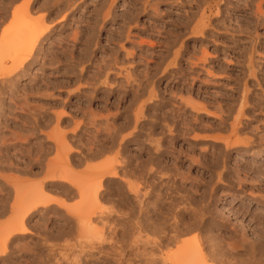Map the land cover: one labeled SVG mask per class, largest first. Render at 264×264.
<instances>
[{
    "label": "rangeland",
    "instance_id": "1",
    "mask_svg": "<svg viewBox=\"0 0 264 264\" xmlns=\"http://www.w3.org/2000/svg\"><path fill=\"white\" fill-rule=\"evenodd\" d=\"M0 57V264H264V0H0Z\"/></svg>",
    "mask_w": 264,
    "mask_h": 264
},
{
    "label": "bare ground",
    "instance_id": "2",
    "mask_svg": "<svg viewBox=\"0 0 264 264\" xmlns=\"http://www.w3.org/2000/svg\"><path fill=\"white\" fill-rule=\"evenodd\" d=\"M26 6H28V4H27ZM21 7H25V6H21V5L16 6V7L14 8L13 12L15 13V12L18 11ZM4 31H6V30H4ZM43 33H44V31H43ZM43 33H42V34H43ZM42 34H41V35H42ZM30 54H31V53H28V54L22 59L20 66H23L24 63L27 62V60L29 59ZM0 59H1V57H0ZM7 66H8V65H4L3 67L0 68V75H1V76H2V74H4V72L7 70V69H5V68H7ZM4 67H5V68H4ZM4 75H5V74H4ZM1 76H0V77H1ZM100 153H101V152H100ZM100 153H99V154H100ZM94 155H95V153H94ZM96 155H97V154H96ZM98 156H99V155H98ZM95 157H96V156H95ZM95 157H93V158H95ZM89 158H92V157H89ZM119 164H120V163H119ZM121 164H122V163H121ZM121 164H120V165H121ZM116 167H117V166H116ZM99 168H100V167H99ZM99 168H98V169H99ZM104 168L106 169L107 167L104 166ZM104 168L101 167L100 170H101V169H104ZM43 170H44V171H42V172H44L43 174H45V177H46L45 179L48 178V179H50V180L53 181V182H68L67 180H65V179L63 178V174L60 175V174H58V173H55V172L52 170V162H49V161L46 162V168L43 169ZM100 170H98V171H99V172H102V170H101V171H100ZM111 170H112V169H111ZM106 171H108V170H106ZM103 172H104V171H103ZM131 172H132V171H131ZM29 173H30V172H29ZM95 173L97 174V171H96V170H95ZM123 173H124V172H123ZM127 173H128V171H127ZM127 173H126V174H127ZM133 173H134V172H133ZM133 173H132V174H133ZM35 174H36V173H35ZM96 174H95V177H97ZM98 174H99V173H98ZM100 174H101V173H100ZM118 174H119V173H117L116 170H115V172H113V170H112V174H110V175L108 174V177H109V176H110V177L112 176V177H115V178H118V177L120 178L121 176L118 175ZM132 174H131V176H133ZM141 174H142V173H141ZM141 174H140V175H141ZM128 175H130V174L128 173ZM128 175H127V176L125 175L126 178L128 177ZM134 175H135V174H134ZM99 176H100V175H99ZM99 176H98V177H99ZM108 177H107V178H108ZM123 177H124V176H123ZM123 177H122V179H123ZM115 178H114V179H115ZM66 179H67V178H66ZM96 179H97V178H96ZM102 179H103V178H102ZM102 179H101V180H102ZM17 180H18V179H17ZM58 180H59V181H58ZM21 181H22V180H21ZM69 181H70V180H69ZM97 181H99V180H97ZM120 181H122V180H120ZM72 182H73V181H72ZM72 182H70V183L68 182V183L72 186L73 189L77 190V192H84V191H83V187H81L79 184L72 183ZM94 182H95V181H94ZM118 182H119V181H118ZM122 182H124V181H122ZM122 182H121V183H122ZM20 183H22V182H20V181H19V182H18V181L15 182V181H14L12 186L14 187V189H15V188H18V186H19ZM23 183H24V182H23ZM95 183H96V182H95ZM101 183H102V182H101ZM125 183H126V182H125ZM96 184H97V183H96ZM126 184H127V183H126ZM129 184H130V182H129ZM160 184H161V183H160ZM131 185H132V184H130V186H131ZM158 185H159V183H158ZM20 186H21V185H20ZM87 186H88V185H87ZM94 186H95V189H96L97 187L99 188V185L96 187V185L94 184ZM128 187H129V185H128ZM161 187H162V185H161ZM72 188H71V189H72ZM98 188H97V189H98ZM100 188H101V187H100ZM136 188H137V189H136ZM174 188H175V187H174ZM90 189H91V188H90ZM90 189H88V193H90V191H89ZM95 189H94V190H95ZM129 189H130V188H129ZM168 189H169V188H168ZM30 190H31V189H30ZM42 190H43V189H42ZM45 190H46V189H45ZM85 190H86V189H85ZM92 190H93V189H92ZM94 190H93V191H94ZM100 190H102V189H100ZM131 190L134 191V194H133V195H135V194H136L135 192H138L139 187H137V185H136V187H135V186L133 187V185H132V186H131ZM160 190H161V189H160ZM169 190H170V189H169ZM169 190H168V191H169ZM175 190H176V189H175ZM15 191H16V190H15ZM33 191H34V190H33ZM95 191H96V190H95ZM95 191H94V192H95ZM132 191H131V193H132ZM176 191H177V190H176ZM30 192H31V191H30ZM71 192H72V191H71ZM94 192H93V193H94ZM98 192H99V191H96L97 194H98ZM139 192H140V191H139ZM158 192H159V190H158ZM147 193H148V192H147ZM16 194H17V193H16ZM24 194H25V195H24ZM24 194H23L22 198L20 197L21 195L19 194V195H20V196H19L20 198H18V199H22L25 203H27L28 207H27V205H26V209H25V211H22L23 213H21V212H19V211L16 213V214L21 213V215L19 216V217H20V219H19L20 222H19V220H18V222H17V225L20 223V224H19L20 227H19L18 229H16V228L13 229V228H12L13 231H11V232L6 236V238L3 239V241H0V245H1V247H0V253H1V254L4 253V252L6 251V248H7V247H6V244H7L8 240H9L12 236H14L15 233H21V234L23 233V234H24V233H28V231H30V230H28L27 226L25 225V223H26V222H25V221H26V217H27L28 215H30L31 212L37 210L39 207H41V206H43V205H46V206H47V205H49V204L53 201V199H51V198H48V199H46V197L44 198L43 195H42L41 193H39V194H37V195H34V193H33V195H32V194H30L29 191H28V192H25ZM145 194H146V193H145ZM168 194H169V193H168ZM93 195H94L95 199H96V198L98 199V197H96V194H93ZM99 195H100V194H99ZM138 195H139V193H138ZM138 195H137V196H138ZM162 195H164V194H162ZM166 195H167V192H166ZM170 195H171V197L174 196V195L172 196V194H170ZM135 196H136V195H135ZM137 196H136V197H137ZM145 196H146V195H145ZM167 196H168V195H167ZM99 197H100V196H99ZM168 197H169V196H168ZM143 198H144V194H143V197H142L141 199L143 200ZM97 199H96V200H97ZM134 199H137V198H134ZM145 199H146V198H145ZM172 199H173V198H172ZM142 200H141V201H142ZM136 201H137V200H136ZM174 201H176V200H174ZM134 202H135V200H134ZM134 202H133V203H134ZM142 202L145 203L144 200H143ZM130 203H131V202H130ZM130 203H129V204H130ZM138 203H139V202H138ZM172 203H173V201H172ZM174 203H175V202H174ZM20 204H21V203H20ZM131 204H132V203H131ZM139 204H140V203H139ZM133 205H134V204H133ZM133 205H132V206H133ZM142 205H143V204H142ZM142 205H141V206H142ZM148 205H149V204H148ZM174 205H175V204H174ZM132 206H131V207H132ZM134 206H135V205H134ZM136 206H137V205H136ZM139 206H140V205H139ZM145 206H146V205H145ZM17 207H18V205H17ZM142 208H143V207H142ZM142 208L140 209L141 211H142ZM147 208H148V207H147ZM172 208H173V207H172ZM12 209H13V208H12ZM131 209H132V208H131ZM18 210H19V209H18ZM132 210H134V209H132ZM20 211H21V210H20ZM0 212H1V211H0ZM2 212H3V210H2ZM143 212H144V211H143ZM134 214H135V213H133V220H134V218H135ZM157 214H158V213H157ZM2 215H3V214H2ZM136 215H137V214H136ZM138 215H139V214H138ZM141 215H142V214H140V216H141ZM99 216H101V215H99ZM176 216H177V215H176ZM0 217H1V216H0ZM142 217H143V216H142ZM146 217H147V215H145L144 219H145ZM148 217H149V216H148ZM160 217H161V215H160ZM160 217H159V218H160ZM15 218H16V217H15ZM140 218H141V217H140ZM106 219H107V218H106ZM146 219H147V218H146ZM148 219H149V218H148ZM12 220H15V219H12ZM103 220H104V219H103ZM129 220H130V219H129ZM135 220H136V219H135ZM164 220H165V219H164ZM15 221H16V220H15ZM149 221H150V223H152L151 220H148V222H149ZM166 221H167V220H166ZM168 221H169V220H168ZM153 222H154V221H153ZM159 222H160V221H159ZM175 222H176V221H175ZM175 222H174V223H175ZM13 223H14V222H13ZM13 223H12V225H13ZM105 223H106V222H105ZM105 223H104V225H105ZM133 223H134V222H133ZM162 223H163V222H162ZM164 223L166 224V222H164ZM15 224H16V223H15ZM15 224H14V225H15ZM131 224H132V223H131ZM137 224H138V226L146 227V228H148V226L151 225V224H149V223H147V222H144L143 220H140V221H139V218H138V217H137ZM137 224L135 223L134 225L136 226ZM141 224H142V225H141ZM170 224H171V223H170ZM176 224H177V223H175V226H176ZM178 224H179V223H178ZM156 225H157V224H156ZM158 225H159V224H158ZM135 226H134V227H135ZM164 226H165V225H164ZM164 226H163V227H164ZM177 226H178V225H177ZM12 227H13V226H12ZM134 227H133V228H134ZM172 227H173V226H172ZM172 227H171V228H172ZM131 228H132V227H131ZM133 228H132V229H133ZM146 228H145V229H146ZM160 228H162V227H160ZM171 228H170V229H171ZM178 228H179V227H178ZM134 229H135V228H134ZM163 229H164V228H163ZM174 229H175V227H174ZM184 229H185V228H184ZM186 229H187V228H186ZM139 230H140V228H139ZM142 230H143V229H142ZM146 230H148V229H146ZM159 230H160V229H159ZM161 230H162V229H161ZM172 230H173V228H172ZM175 230H176V229H175ZM187 230H188V229H187ZM136 231H137V229H136ZM140 231H141V230H140ZM163 231H164V230L159 231V236H160V232H163ZM165 231H166V228H165ZM173 231H174V230H173ZM181 231H182V230H181ZM151 232H152V231H151ZM174 232H175V231H174ZM174 232H173V233H174ZM176 232L178 233L179 231H176ZM135 233H136V232H135ZM163 233H164V232H163ZM169 233H171V231H169ZM179 233H180V232H179ZM182 233H183V232H182ZM154 234H155V233H154ZM164 234H165V233H164ZM164 234H163V235H164ZM157 235H158V234H157ZM163 235H162V236H163ZM174 235H175V234H174ZM174 235H173V236H174ZM177 235H178V234H177ZM162 236H161V237H162ZM170 236H171V235H170ZM164 237H165V236H164ZM169 238H170V237H169ZM171 238H175V237H171ZM134 239H135V238H134ZM155 240H156V239H155ZM163 240H164V239H163ZM164 241H165V240H164ZM164 241H163V242H164ZM170 241H172V240L170 239ZM170 241H169V242H170ZM152 243H153V241H152ZM165 243H167L166 245H169L167 241H166ZM161 244H162V243H161ZM164 245H165V244H164ZM156 246H157V244H156Z\"/></svg>",
    "mask_w": 264,
    "mask_h": 264
},
{
    "label": "crops",
    "instance_id": "3",
    "mask_svg": "<svg viewBox=\"0 0 264 264\" xmlns=\"http://www.w3.org/2000/svg\"><path fill=\"white\" fill-rule=\"evenodd\" d=\"M31 4V3H30ZM30 4H29V6H30ZM16 7V6H15ZM44 173V172H43ZM53 203V201L49 204V205H51Z\"/></svg>",
    "mask_w": 264,
    "mask_h": 264
}]
</instances>
